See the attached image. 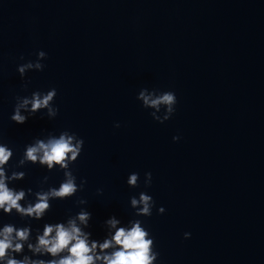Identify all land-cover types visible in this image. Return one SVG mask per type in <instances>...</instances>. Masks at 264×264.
Instances as JSON below:
<instances>
[{
  "label": "water",
  "instance_id": "water-1",
  "mask_svg": "<svg viewBox=\"0 0 264 264\" xmlns=\"http://www.w3.org/2000/svg\"><path fill=\"white\" fill-rule=\"evenodd\" d=\"M41 48L46 67L27 73L25 90L16 66ZM53 86L55 118H9L16 95ZM142 87L176 92L170 119L142 107ZM64 128L84 137L72 167L87 183L44 219L77 211L83 196L102 237L106 217H132L129 197L151 171L146 190L166 211L143 219L160 264H264V0H0V139L18 156ZM44 175L62 179L29 164L17 183L36 188Z\"/></svg>",
  "mask_w": 264,
  "mask_h": 264
},
{
  "label": "clouds",
  "instance_id": "clouds-1",
  "mask_svg": "<svg viewBox=\"0 0 264 264\" xmlns=\"http://www.w3.org/2000/svg\"><path fill=\"white\" fill-rule=\"evenodd\" d=\"M47 56L42 48L36 51L35 59L25 60L20 56L23 62L17 64L16 70L24 80L25 90L29 86L27 73L42 71ZM56 96L54 86L18 94L9 118L17 124L25 123L38 112L42 117L55 118L59 113ZM137 99L161 123L172 117L178 103L172 89L142 87ZM115 127H120L119 121ZM172 139L179 140L180 136L174 135ZM84 143V137L71 128L58 132L45 129L26 143L17 156L15 147L0 139V213L25 221H0V264H160L156 238L143 219L152 215L154 207L159 213L166 211L163 205H156L153 195L146 190L152 183L151 171L144 173V189L129 197L134 209L132 217L125 221L115 213L109 215L102 222V237L93 235V213L83 196L74 201L77 211H69L62 219H44L53 200L71 198L84 189L86 177H78L72 167ZM29 164H38L49 172H62V179L58 184L49 183V176L44 175L38 187L23 186L17 182L27 175ZM126 183L132 188L139 187L140 173L130 172ZM33 221H43V224L34 227ZM191 235L190 231L183 233L185 238Z\"/></svg>",
  "mask_w": 264,
  "mask_h": 264
}]
</instances>
